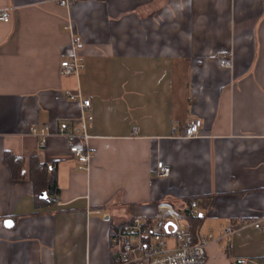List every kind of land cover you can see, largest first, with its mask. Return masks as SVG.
Instances as JSON below:
<instances>
[{
  "label": "crops",
  "instance_id": "obj_1",
  "mask_svg": "<svg viewBox=\"0 0 264 264\" xmlns=\"http://www.w3.org/2000/svg\"><path fill=\"white\" fill-rule=\"evenodd\" d=\"M1 10L0 264H112V228L153 219L161 202L187 225L191 201L201 233L233 232L208 244L206 264H264V0H0ZM68 17L83 41L78 76L60 73ZM66 91L91 100L88 171L59 134L81 114ZM195 118L201 135L181 137ZM32 125L48 127L43 146ZM33 155L56 168L52 203H35Z\"/></svg>",
  "mask_w": 264,
  "mask_h": 264
},
{
  "label": "built area",
  "instance_id": "obj_2",
  "mask_svg": "<svg viewBox=\"0 0 264 264\" xmlns=\"http://www.w3.org/2000/svg\"><path fill=\"white\" fill-rule=\"evenodd\" d=\"M58 5L68 8L74 0H50ZM10 19L8 10L0 11V20L8 22ZM63 29L70 32V42L65 47L66 57L60 62L62 75L78 76L85 63L80 51L83 41L80 35L72 30L71 19L68 17ZM224 66H227L224 64ZM65 95L71 100H79L80 117L78 127L74 132L59 129V134L65 136L69 151L75 155L78 161V170L88 171L93 152L87 145L89 135L86 132L87 121L92 120L90 112L91 100L80 94H72L69 91ZM201 120L195 118L184 128L181 137L192 138L201 135ZM47 126H31L30 133L37 138L38 145L43 146L49 134ZM21 155L14 157V161L22 160ZM170 167L162 161L156 162L155 176L165 177L169 174ZM154 218L145 221L142 217H134L131 221L119 224L110 236L113 264H206V248L209 243L220 241L224 238L231 239L232 231L225 230L217 235L201 233L198 224L190 227L188 224H179L180 216L168 203H158ZM191 214L199 215L197 203L190 202ZM172 222L174 225H164ZM259 226V221L253 223ZM170 239V240H169Z\"/></svg>",
  "mask_w": 264,
  "mask_h": 264
},
{
  "label": "trees",
  "instance_id": "obj_3",
  "mask_svg": "<svg viewBox=\"0 0 264 264\" xmlns=\"http://www.w3.org/2000/svg\"><path fill=\"white\" fill-rule=\"evenodd\" d=\"M17 163V162H15ZM28 178L32 183L33 197L37 206L42 204H48L54 202V198L59 192L57 185L56 168L52 165L41 163L37 156L33 155L29 158L28 164ZM22 163H18L17 167L22 172ZM13 177H21L22 175L16 174V170H13ZM44 192L46 198H41L40 194ZM188 209V208H187ZM188 220V225L192 228L199 221V215L193 216L189 211L185 214ZM116 228V227H115ZM115 228H112L114 230ZM114 263L112 256V264Z\"/></svg>",
  "mask_w": 264,
  "mask_h": 264
},
{
  "label": "water",
  "instance_id": "obj_4",
  "mask_svg": "<svg viewBox=\"0 0 264 264\" xmlns=\"http://www.w3.org/2000/svg\"><path fill=\"white\" fill-rule=\"evenodd\" d=\"M40 197H41V198H46L45 193L42 192V193L40 194ZM168 225H174V224H173L172 222H167V223L164 225V228L167 229V228H168Z\"/></svg>",
  "mask_w": 264,
  "mask_h": 264
},
{
  "label": "rangeland",
  "instance_id": "obj_5",
  "mask_svg": "<svg viewBox=\"0 0 264 264\" xmlns=\"http://www.w3.org/2000/svg\"><path fill=\"white\" fill-rule=\"evenodd\" d=\"M179 224L186 225L185 222H184L183 220H179Z\"/></svg>",
  "mask_w": 264,
  "mask_h": 264
}]
</instances>
